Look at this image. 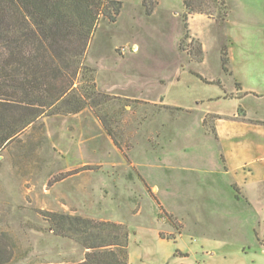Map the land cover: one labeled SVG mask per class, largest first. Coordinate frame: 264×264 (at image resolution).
Returning <instances> with one entry per match:
<instances>
[{
  "label": "rangeland",
  "instance_id": "374dc122",
  "mask_svg": "<svg viewBox=\"0 0 264 264\" xmlns=\"http://www.w3.org/2000/svg\"><path fill=\"white\" fill-rule=\"evenodd\" d=\"M117 1L116 22L100 21L85 56L109 102L43 117L0 153V235L11 245L10 264L83 260L79 245L53 235L44 212L123 223L130 264H264V197L238 202L226 183L202 193L215 162L203 160L195 141L214 135L217 118L205 117L202 132L200 111L264 105L209 101L233 98L235 76L264 94V0H227L225 26L194 14L187 29L183 0H152L151 16L143 0ZM187 31L205 48L203 64L181 50ZM229 48L234 76L231 61L223 69ZM174 134L180 143L168 147Z\"/></svg>",
  "mask_w": 264,
  "mask_h": 264
},
{
  "label": "trees",
  "instance_id": "16d2710c",
  "mask_svg": "<svg viewBox=\"0 0 264 264\" xmlns=\"http://www.w3.org/2000/svg\"><path fill=\"white\" fill-rule=\"evenodd\" d=\"M155 5L143 0L148 16ZM183 7L186 29L191 15H206L223 27L230 13L227 0H183ZM121 10L117 0H0V153L43 117L100 110L109 102L108 95L97 91L85 56L100 21L116 22ZM180 46L203 63V46L188 31ZM223 54L227 72L228 49ZM210 131L215 135L213 128ZM42 214L54 236L72 240L85 251L81 262L63 264H130L126 225L68 213ZM160 238L169 240L163 234ZM12 259L11 245L0 235V264Z\"/></svg>",
  "mask_w": 264,
  "mask_h": 264
},
{
  "label": "crops",
  "instance_id": "0c3cea01",
  "mask_svg": "<svg viewBox=\"0 0 264 264\" xmlns=\"http://www.w3.org/2000/svg\"><path fill=\"white\" fill-rule=\"evenodd\" d=\"M203 49L205 53V48ZM232 49L229 48V57L231 71L234 76L237 55ZM236 82L240 85V88L236 86ZM235 86L233 98H227L224 95L209 101L215 103H226L228 100L241 103L246 100L248 102L251 100L253 102H264V94L246 89L242 80L237 76H235ZM203 103H205L204 100ZM199 114H201L199 128L202 132L205 117L208 115L217 117L216 119L213 118L212 125L215 136L206 135L204 137L206 139H195V141H202L200 146L205 148L202 156L203 160H213L215 162V169L207 170V177L203 181L205 185L201 190L202 193L213 192L217 194L220 191V186H225L226 183L234 191L236 201L240 202V200L246 199L249 201L248 205L252 206L251 195L264 197V105L250 103L244 107L240 106L237 111L236 109L232 111L216 109L213 111H200ZM194 131H197V129H194ZM189 139H193L192 141L195 142L194 138L190 137ZM186 141L189 142L185 138L184 144ZM174 142L175 134L169 140L168 147L180 143L179 141ZM184 146L186 148V145ZM190 146H193V144H190ZM141 179L145 181L144 177H141ZM234 187H236V190H234ZM154 190H157L156 195H158L159 190L156 186L153 187Z\"/></svg>",
  "mask_w": 264,
  "mask_h": 264
}]
</instances>
